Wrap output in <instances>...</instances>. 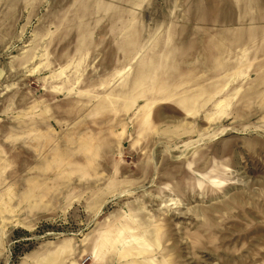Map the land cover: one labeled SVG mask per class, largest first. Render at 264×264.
<instances>
[{
  "label": "rangeland",
  "instance_id": "rangeland-1",
  "mask_svg": "<svg viewBox=\"0 0 264 264\" xmlns=\"http://www.w3.org/2000/svg\"><path fill=\"white\" fill-rule=\"evenodd\" d=\"M0 264H264V0H0Z\"/></svg>",
  "mask_w": 264,
  "mask_h": 264
}]
</instances>
